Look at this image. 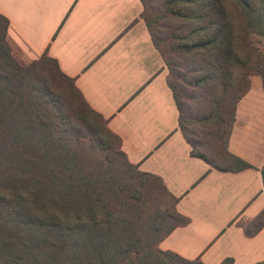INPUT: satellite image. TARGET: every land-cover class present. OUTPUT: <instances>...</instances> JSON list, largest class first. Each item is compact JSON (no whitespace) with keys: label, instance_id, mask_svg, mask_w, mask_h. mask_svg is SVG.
<instances>
[{"label":"trees","instance_id":"16d2710c","mask_svg":"<svg viewBox=\"0 0 264 264\" xmlns=\"http://www.w3.org/2000/svg\"><path fill=\"white\" fill-rule=\"evenodd\" d=\"M140 1V17L168 69L178 128L191 153L218 170L250 167L228 151L227 140L251 76L260 77L264 90V55L248 39L252 33L264 36V0H165L156 12L146 0ZM8 23L0 13V264H60L64 254L75 264H129L132 254L135 264H204L158 247L174 227L189 220L176 210L177 197L160 177L128 161L118 135L54 58L44 52L24 64L14 56ZM168 48L196 57L193 84H206V93L219 97L204 117L213 125L214 136H220L219 126L226 119L221 102L229 90L234 93L222 145L225 166L197 152L186 134L188 115L179 84L171 77L175 64ZM7 120L12 124L8 131ZM261 176L264 186V165ZM149 180L157 181L171 201L162 213L156 212L150 229L158 232L168 217L173 221L153 241H142L129 216L142 215ZM249 223L250 228L243 227L246 234L264 224V208ZM220 264H232V259ZM252 264H264V259Z\"/></svg>","mask_w":264,"mask_h":264},{"label":"crops","instance_id":"0c3cea01","mask_svg":"<svg viewBox=\"0 0 264 264\" xmlns=\"http://www.w3.org/2000/svg\"><path fill=\"white\" fill-rule=\"evenodd\" d=\"M140 0H0L7 40L18 60L42 53L74 80L89 106L120 138L129 162L161 178L188 217L160 242L204 264H252L264 259V224H244L264 208V90L250 78L239 99L227 149L251 166L218 170L191 153L164 61L140 17Z\"/></svg>","mask_w":264,"mask_h":264},{"label":"rangeland","instance_id":"374dc122","mask_svg":"<svg viewBox=\"0 0 264 264\" xmlns=\"http://www.w3.org/2000/svg\"><path fill=\"white\" fill-rule=\"evenodd\" d=\"M146 1L150 4L153 11L156 12L157 9H161L162 3L165 0ZM248 39L251 40L264 55V36L252 33L249 35ZM169 47H171V44ZM168 50L169 48L167 49V54H170L169 60L175 64L173 65L175 67V71L173 72L171 77L177 82V84H179L180 99L188 115L186 134L188 137L195 141L197 145V152L202 153L208 160H210L217 166H225L226 158L222 154V145L225 138V130L229 126V114L227 115V113L230 112L231 107L233 108L234 93L232 92V90H229V92L225 94V97L221 102L222 109H225L226 113L223 115V117H225L226 119L224 123L219 126L221 128V131L218 132L220 136H214V132L212 129L213 125H211V127V123L206 122L204 120V117L209 114L208 111L211 110L216 98L218 99L219 97L215 93H206V84H199L197 86L193 84V80L196 78V73L192 71V67L198 61L196 57L186 56L184 52H179L176 50H173L171 52ZM12 52L14 54L13 49ZM31 60L19 61L24 64H29ZM166 70L168 73L167 67ZM175 73L177 76L175 75ZM255 76V78L258 79L259 76ZM11 126L12 124L10 123V120H7V124L4 128H6V131H8L11 130ZM3 164L4 162L0 160V177L4 175ZM141 203L142 204H140V206L142 215L140 217H137V214H132L129 216V221L131 222L132 227L137 228L136 232L142 234V241H153L157 237V233H162L163 230L173 221L168 217L165 220L164 226L160 228L158 232H155L156 230L150 229L151 225L154 224L158 217L156 212L159 211L160 213H162L161 211H163L164 208L171 205V201L167 196L163 194L157 181L149 180L145 185ZM244 225L247 228L251 227L249 222ZM65 255L69 254L62 255L63 258L61 259L60 264H75L71 260L70 256ZM163 259L168 261L167 257H163ZM135 261H137L135 254H132L129 260V264H135ZM170 264L180 263H177V261L174 260L171 261Z\"/></svg>","mask_w":264,"mask_h":264}]
</instances>
